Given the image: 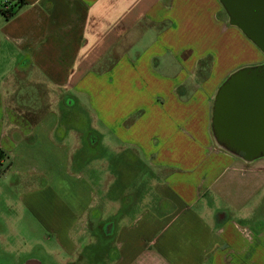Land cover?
Here are the masks:
<instances>
[{
	"label": "crops",
	"instance_id": "crops-1",
	"mask_svg": "<svg viewBox=\"0 0 264 264\" xmlns=\"http://www.w3.org/2000/svg\"><path fill=\"white\" fill-rule=\"evenodd\" d=\"M23 2L12 18L0 15V176L46 179L27 205L63 264L78 252L76 225L90 209L98 216L104 182L70 174L73 124L61 115L70 98L107 132L93 128L89 144L117 156L105 169L115 216L104 228L114 240L107 264H264V157L246 164L211 135L213 80L264 56L220 3ZM147 177L154 183L139 187Z\"/></svg>",
	"mask_w": 264,
	"mask_h": 264
},
{
	"label": "rangeland",
	"instance_id": "rangeland-1",
	"mask_svg": "<svg viewBox=\"0 0 264 264\" xmlns=\"http://www.w3.org/2000/svg\"><path fill=\"white\" fill-rule=\"evenodd\" d=\"M146 43L147 42L144 41L143 44L137 46L139 48L136 51L140 50L141 47H145L147 45ZM248 57L249 56H247L246 59H244V57L242 60V56H238L234 63H251L250 61L256 60V58L250 59ZM262 63H264V61ZM256 64H246L235 70ZM172 69L171 66L170 71H172ZM228 75L216 77L213 80L214 84H211L212 87L218 89ZM215 84L216 86H214ZM69 98L70 97H67V101ZM70 100L74 105L70 107L66 105L65 111L61 114L70 117L73 124L72 126L69 125L68 128L72 136V141L69 140L73 148L71 159L74 160V165L72 163L70 168L72 171L70 174H73L76 170L79 171L80 169H84L85 174L94 181H101V179H103L104 182L102 186L98 187V198L96 197L97 200L95 199V202L98 201L99 204L98 210L100 211H98V216L95 217L94 213L96 210L90 209L84 219L75 227L72 238L79 248L72 259L70 258L68 264H107L111 252L113 251L112 246L114 240L112 236H105L104 228L106 222H110L115 216L113 212L109 209L107 210L104 205L107 203V183L112 181L111 172L106 175L105 169L112 161L117 160V156L112 158L108 157L107 153L110 152L111 149L106 150L102 145H99L98 141H95V145L92 144V146H90L88 142L89 137L94 136L92 139L95 137L98 138V135H105L107 132L100 125L91 122V119L88 118L89 115L85 105L81 104V106L78 107L79 103L75 104L73 98H70ZM93 128L100 130L98 135H96L97 132L95 129L93 130ZM111 141L114 143L113 140L105 138V142L102 144H109L110 146L112 143ZM121 149L122 148H118L117 146L115 147V151ZM130 162H132V159H130ZM124 165H128L126 160L124 161ZM130 165L133 166L134 163ZM128 166L125 167L124 173L127 169V171L135 172L132 167L129 170L130 166ZM92 168L93 172L91 171ZM131 176L132 179L128 178L127 181H125L127 183L130 182V185L135 184L133 181H135L137 177L133 176V174ZM144 179L141 178V181ZM154 181L155 180L152 178L150 180V178L147 177L139 187L142 185V188H148L150 183L153 184ZM45 183L46 179L43 176H36L34 174L15 173L12 175L5 174L0 176V264H24L31 259H35L41 264H63L65 261L64 255L58 254L57 250L56 252L53 251V246L55 245L53 244L54 242L50 243L47 241L50 238L48 231L38 222L35 213L32 212L27 205L31 202V199L34 198L33 195L28 193H33L31 191L34 190H41ZM119 201H121V198ZM102 205L103 207H100ZM138 209L139 202L137 200L135 203H131L128 212L132 214L138 211ZM80 235L82 237H79ZM52 238L54 239V237Z\"/></svg>",
	"mask_w": 264,
	"mask_h": 264
},
{
	"label": "water",
	"instance_id": "water-1",
	"mask_svg": "<svg viewBox=\"0 0 264 264\" xmlns=\"http://www.w3.org/2000/svg\"><path fill=\"white\" fill-rule=\"evenodd\" d=\"M217 1L227 24L264 56V0ZM211 135L219 150L246 164L264 157V63L233 71L218 87L212 104Z\"/></svg>",
	"mask_w": 264,
	"mask_h": 264
},
{
	"label": "trees",
	"instance_id": "trees-1",
	"mask_svg": "<svg viewBox=\"0 0 264 264\" xmlns=\"http://www.w3.org/2000/svg\"><path fill=\"white\" fill-rule=\"evenodd\" d=\"M3 1V0H1ZM6 1L9 6H2V2L0 3V15L4 16L7 20L12 18L16 12L25 5L23 0H4ZM6 7V8H5ZM71 102V100H69ZM3 156V155H2ZM0 154V160L2 159ZM1 162H0V172H1Z\"/></svg>",
	"mask_w": 264,
	"mask_h": 264
},
{
	"label": "built area",
	"instance_id": "built-area-1",
	"mask_svg": "<svg viewBox=\"0 0 264 264\" xmlns=\"http://www.w3.org/2000/svg\"><path fill=\"white\" fill-rule=\"evenodd\" d=\"M2 6H9V4L6 2V1H3L2 3ZM6 8V7H5ZM245 231V230H244Z\"/></svg>",
	"mask_w": 264,
	"mask_h": 264
},
{
	"label": "flooded vegetation",
	"instance_id": "flooded-vegetation-1",
	"mask_svg": "<svg viewBox=\"0 0 264 264\" xmlns=\"http://www.w3.org/2000/svg\"><path fill=\"white\" fill-rule=\"evenodd\" d=\"M29 264H34V263H29Z\"/></svg>",
	"mask_w": 264,
	"mask_h": 264
}]
</instances>
